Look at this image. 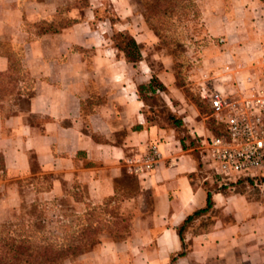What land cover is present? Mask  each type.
Returning <instances> with one entry per match:
<instances>
[{
    "label": "crops",
    "instance_id": "1",
    "mask_svg": "<svg viewBox=\"0 0 264 264\" xmlns=\"http://www.w3.org/2000/svg\"><path fill=\"white\" fill-rule=\"evenodd\" d=\"M16 1L0 0V41L7 39L12 47L21 48L33 94L26 110L5 117L0 113V154L6 177L2 183H10L0 207L16 212L27 190L31 202L57 201L60 209L81 216L89 207L103 206L107 199L126 192L121 184L132 181L137 190L117 203L123 205L120 212L138 205L144 215V205H152L150 215L134 219L130 240L115 242L101 235L100 243L79 257L82 264H168L181 252L184 255L176 256L174 264H204L213 259L221 264L222 256L234 259L239 247L252 264L260 263L264 205L220 191L206 161L188 147L189 134H201L190 115L191 106L172 86L167 65L155 75L166 89L161 93L165 105L158 107L150 100L146 104L138 88L152 78L150 68L146 66L147 73L144 60L134 65L124 56L117 57L106 39L108 31L90 26L92 11L91 17L86 11L82 22L58 33H37L38 28L26 29V22L53 23L56 5L36 3L26 12ZM211 2L202 9L210 37H224L231 49L264 50L261 0ZM71 14L68 19L75 18ZM131 14L124 9L118 16L127 22ZM118 30L128 32L140 48L156 41L143 23ZM7 69L8 60L0 55V72ZM253 74L264 79V70ZM166 108L167 114L183 121L181 127L165 118ZM152 150L158 152L153 169L135 173L141 167L137 161ZM207 193L212 207L185 225L182 244L178 227L206 206ZM63 200L69 205H61Z\"/></svg>",
    "mask_w": 264,
    "mask_h": 264
},
{
    "label": "rangeland",
    "instance_id": "2",
    "mask_svg": "<svg viewBox=\"0 0 264 264\" xmlns=\"http://www.w3.org/2000/svg\"><path fill=\"white\" fill-rule=\"evenodd\" d=\"M77 1L78 0H17L15 5L26 12H30L35 7L36 3H48L51 6L55 4L57 7V17L54 23L68 21V15L71 13L75 15L73 16L75 18H81V16H83L82 19H78L79 22H82L85 12L87 11L88 16L91 17L92 11L93 18L89 21L90 26H102L105 28L108 31L106 39L112 48L114 44L117 45L123 41L120 37L122 31L118 30L121 26L125 28L130 27L132 29L136 27L138 22L139 24L143 23V25H145L156 37L155 43L151 46H147L146 48L143 46L141 47L142 60L145 62L143 69L148 73V69L146 68V66H148V68H150L149 73L155 76L163 72L167 65V72L171 76L172 86L185 97L186 102L191 106L189 108L190 115L194 119L197 131L201 134V136H198L196 133H194V135L189 134L190 140L188 142V147L194 149V154L206 161L201 146V140L209 134L207 130L211 127V121L209 120L210 111L207 102L201 98L200 94L203 92L209 94L219 86H224V88L232 90L233 87L236 86L238 78L244 77L247 74H253L254 70H264V62H262L264 59V50L231 49L227 47L226 42L223 40L224 37H210L204 26L202 9L204 10L205 7L207 9L208 6H212V0H192V5H194L195 8H188L186 10L181 8V6L189 5L188 1L180 0L182 3L180 7L176 8L171 14H166L170 16V19L166 20L165 17L157 18L158 21H166L164 23L166 31L162 32L161 35L163 36L161 39L149 28L142 16L143 0H118L120 4H115L116 7L112 0H83L84 3L79 6ZM80 7L83 9L80 10ZM77 8H79V10H77ZM124 9L127 11L131 10L132 13L127 19V22L122 21L118 16L119 11H123ZM27 22L25 28L28 30L38 28L39 30H37V33L47 28V25H49L44 21L34 23ZM124 32L128 33L126 31ZM128 35L130 34L128 33ZM0 44L2 49L6 52L13 53L17 59H21L20 47H12L7 39L0 41ZM116 55L117 57L123 56L122 53L118 52H116ZM255 56L256 58L252 60V57ZM258 59L260 60L259 62ZM25 94V102L21 103L14 111L27 109L30 92H25ZM167 94H169V92ZM149 103L158 107L164 106V96L159 94L153 98V101L150 100ZM167 110L170 112L168 108L163 111L166 113V119L171 115L167 114ZM174 116L178 117L175 114ZM263 168L258 171L253 170L249 172L248 175L252 174L256 176L255 178L244 180L245 175H241V181L236 183L223 182L218 176L212 173L210 168H207V171L213 175L216 183H220L218 188L220 191L231 192L237 196L243 195L250 199L255 205H264V177L261 175ZM5 179V175H0V186L3 187L0 188V205L4 201L6 187L10 184L8 182L2 183ZM122 189L127 191L124 193L120 192V195L115 197L116 203L111 204L105 209L112 211L114 216L117 217L119 213H122L120 212V208L123 206L117 205V203L125 196L132 195V192L137 190V184L132 181H125L121 184V190ZM22 197V203L20 204L22 207L16 212H6L0 207V209H2L0 211V218H3V220L0 219L1 226H6L7 230L13 231L16 235L20 234L27 236L29 234L33 236V239L37 240L43 237L61 241L68 239L70 236H74L70 229H72L77 222L76 218L71 216L72 212L68 211V209L65 210L57 207V205H59L57 201L38 202L36 200L31 202L33 197L27 190L26 193H22ZM148 202L150 203V199ZM60 204L65 207L69 205L68 200H63ZM132 207L135 210L132 208L127 210L126 213H122L128 215L127 219L130 222L128 224L130 228V237L125 239L126 241L130 240L133 236L132 228L134 219L138 216H149L152 205H144V215L139 213L138 205H133ZM106 236L110 237L109 235ZM186 248H188L187 244H185V249ZM239 248H237L236 253H234V259L230 260L222 256L223 261L221 264H252L250 260L245 258V256H247L246 250ZM176 256L170 257L168 264H171L172 258L177 259ZM79 257L76 259H69L65 261L64 264H82L79 262ZM194 264L199 263L194 261ZM204 264L219 263L216 259H213L212 261H206ZM255 264H264V258L261 259L260 263L256 262Z\"/></svg>",
    "mask_w": 264,
    "mask_h": 264
},
{
    "label": "trees",
    "instance_id": "3",
    "mask_svg": "<svg viewBox=\"0 0 264 264\" xmlns=\"http://www.w3.org/2000/svg\"><path fill=\"white\" fill-rule=\"evenodd\" d=\"M187 1L189 5H183L181 8L185 10L188 8H195V6L192 5V0ZM261 1L264 3V0ZM77 2L78 6L84 3L83 0H78ZM181 4L180 0H143L142 16L146 24L159 39L163 36L161 35L162 32L166 31L164 25L166 21H158L157 18L165 17L166 20L170 19V16L166 14H171L176 8L180 7ZM82 9L83 8L80 7V10ZM77 10H79V8H77ZM82 17L83 16H81V18L68 19V21L61 23L53 22L40 32L58 33L60 30L78 23ZM120 37L123 40L122 43L117 45L114 44L113 48L116 52L122 53L128 63L136 65L142 60L141 48L128 33L121 32ZM0 55L6 57L8 60V69L5 72H0V113L5 117L13 114L15 112L14 109L25 102V92H30L28 100L32 96V79L23 68L21 59H17L13 53L6 52L2 49L1 44ZM165 90V87L155 76H152L148 83L138 88L139 97L146 104L148 100L153 101L154 97L165 92ZM168 120L177 127L183 125V121L174 115H169ZM213 129L214 126L211 123L209 130L212 131ZM0 175H5L3 157L1 154ZM115 203L116 198L113 197L107 199L103 203V206L89 207L86 213L81 216L72 213L71 216L75 217L77 222V224L70 229L74 236H70L68 239L61 241L43 237L37 240L33 239V236L29 234L27 236L20 234L16 235L13 231L7 230L6 226L0 225V264H64V262L69 259H76L92 251L94 247L100 243L99 238L102 234L109 235L115 242L124 241L130 237V228L128 226L130 222L127 219L128 215L119 213L117 217L114 216L112 211L105 210L111 204ZM211 207V195L207 193L206 206L196 210L191 216L185 219L182 226L178 227V237L182 244L185 225L205 214ZM183 255L184 253L181 252L177 256L181 257ZM175 260V258H172L171 264L175 263Z\"/></svg>",
    "mask_w": 264,
    "mask_h": 264
},
{
    "label": "built area",
    "instance_id": "4",
    "mask_svg": "<svg viewBox=\"0 0 264 264\" xmlns=\"http://www.w3.org/2000/svg\"><path fill=\"white\" fill-rule=\"evenodd\" d=\"M207 102L209 120L214 129L201 140L210 170L226 183L253 179L249 174L264 167V79L255 74L238 78L232 90L219 86L209 94H200ZM158 152L152 150L137 162L134 170L153 169Z\"/></svg>",
    "mask_w": 264,
    "mask_h": 264
}]
</instances>
